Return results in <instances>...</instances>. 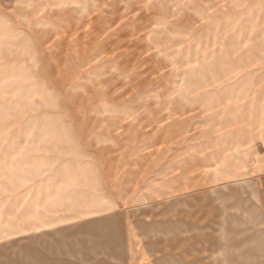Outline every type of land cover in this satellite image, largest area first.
<instances>
[{
	"label": "rangeland",
	"instance_id": "rangeland-1",
	"mask_svg": "<svg viewBox=\"0 0 264 264\" xmlns=\"http://www.w3.org/2000/svg\"><path fill=\"white\" fill-rule=\"evenodd\" d=\"M0 264H264V0H0Z\"/></svg>",
	"mask_w": 264,
	"mask_h": 264
}]
</instances>
